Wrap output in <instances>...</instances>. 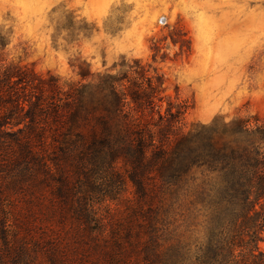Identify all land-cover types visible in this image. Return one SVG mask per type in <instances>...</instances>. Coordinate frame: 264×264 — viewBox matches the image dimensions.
I'll list each match as a JSON object with an SVG mask.
<instances>
[{
    "label": "trees",
    "instance_id": "16d2710c",
    "mask_svg": "<svg viewBox=\"0 0 264 264\" xmlns=\"http://www.w3.org/2000/svg\"><path fill=\"white\" fill-rule=\"evenodd\" d=\"M122 65H0V264H264V116L188 128L163 75Z\"/></svg>",
    "mask_w": 264,
    "mask_h": 264
},
{
    "label": "rangeland",
    "instance_id": "374dc122",
    "mask_svg": "<svg viewBox=\"0 0 264 264\" xmlns=\"http://www.w3.org/2000/svg\"><path fill=\"white\" fill-rule=\"evenodd\" d=\"M1 40L0 65L63 80L83 62L117 73L140 61L189 103L188 128L264 116V0H0Z\"/></svg>",
    "mask_w": 264,
    "mask_h": 264
}]
</instances>
